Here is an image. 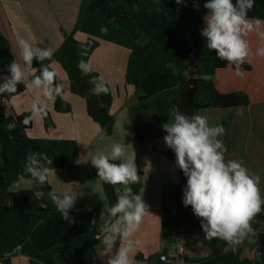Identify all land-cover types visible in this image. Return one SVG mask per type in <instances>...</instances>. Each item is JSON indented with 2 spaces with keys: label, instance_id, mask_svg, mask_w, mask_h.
Wrapping results in <instances>:
<instances>
[{
  "label": "trees",
  "instance_id": "obj_1",
  "mask_svg": "<svg viewBox=\"0 0 264 264\" xmlns=\"http://www.w3.org/2000/svg\"><path fill=\"white\" fill-rule=\"evenodd\" d=\"M105 1L96 0L93 10ZM205 2L183 0L177 4L176 0H119L118 5L107 9L106 19L120 35L134 39L141 35L147 37L146 43L131 50L127 60L125 81L135 89L138 98V103L129 109L130 113L155 109L161 126L169 119L171 108L192 115L204 109L246 108L264 104V56L256 54L258 48L264 47V39L260 35L264 33V0H255L254 8L248 13L254 26L245 37L249 42L250 55L239 75L233 65L220 61L215 52L206 47V41L201 36V29L205 26L203 18L207 14ZM256 20L261 22L259 26ZM77 32L75 28L65 33L51 61L45 63L50 65L51 71L53 63L62 69L71 93L85 102L88 117L107 135H111V89L108 95L98 97L91 94L89 79L99 74L93 71L89 76H82L77 67L81 59L78 53L86 49L88 55L84 59H90L98 41L88 37L81 42L76 38ZM13 60L10 45L0 33V70L8 68ZM39 67L40 64L34 60L33 68ZM25 71L28 72L27 69ZM25 89L26 85L21 84L16 93L0 95V148L5 171V178L0 179V262L10 264L12 253L20 247L21 254L29 258L30 264H107L101 242L103 231L100 225L103 222L98 221L97 225L91 223L93 218H99L101 211L69 213L73 217V223L69 224L61 218L56 207L44 204L37 195L50 192L48 183L32 184L31 189L15 193L9 190L10 186L22 181L21 175L28 179L24 165L31 152L47 154L53 161L49 167L54 171L68 170L78 159L74 140L30 139L27 131L32 127V120L28 124L23 123L24 117L31 116L29 113L3 114L1 102L21 94ZM171 89L175 90L172 100L151 102L158 93ZM54 110L66 114L71 108L58 96L54 100ZM13 123L14 130L9 131L8 125ZM161 154L176 163L172 150L162 151ZM91 173L101 182L108 207L115 204L114 187L97 176V169L92 168ZM178 175L179 184L165 186L161 193L165 245L147 258L137 254L134 259L138 264H264V232L260 231L264 224V211L252 223L257 233L256 243L245 242L233 252L222 240L204 238L200 219L190 206L185 207L182 203L186 177L179 168ZM130 186L139 194V185ZM261 194L264 196V189H261ZM173 207L182 214L188 212L189 217H172ZM165 227L181 228L186 238L182 252L175 256V262L161 259L168 255V247L177 242L175 237L165 234ZM119 244L117 239V248Z\"/></svg>",
  "mask_w": 264,
  "mask_h": 264
},
{
  "label": "crops",
  "instance_id": "obj_2",
  "mask_svg": "<svg viewBox=\"0 0 264 264\" xmlns=\"http://www.w3.org/2000/svg\"><path fill=\"white\" fill-rule=\"evenodd\" d=\"M95 1L0 0V33L7 39L14 60L20 62L21 67L23 62L18 46L20 38L28 39L39 47H46L52 54L62 44L64 34L72 32L75 28L78 30L76 38L79 41L83 42L88 37L96 39L98 47L90 60L94 71L108 82L111 89L112 102L109 112L113 117L112 134L107 135L91 121L85 102L71 93L67 78L56 63H53L51 68L57 74L58 82L64 86L59 97L70 106L69 113H57L54 110V100L44 97L41 90L31 86H26L21 94L4 99L1 102V110L5 116L23 113L32 115V104L39 97L38 103L43 106L46 115L32 119V127L27 131V137L76 142L78 159L75 164L68 170L49 173L47 182L50 192H69L76 197L75 207L70 213L102 211L108 208L102 184L91 173L94 167L90 161H83L86 156L108 153L113 143L125 144L126 158L132 160L140 172L138 182L131 185L140 186L139 195L147 205L146 215L134 235L140 242L134 257L142 254L147 258L164 247L161 193L163 187L179 184L178 166L161 154L162 151L171 149L163 140L166 133L158 123L157 111L151 109L129 112V109L138 103V98L135 89L125 81L127 60L131 50L146 43L147 37L141 35L134 39L122 36L106 19L107 9L118 5L119 0H107L105 7L93 10ZM102 26L107 28L106 33L100 31ZM25 74L31 76L26 71ZM8 75V68L0 70V77ZM174 93V89L162 91L151 102L170 101ZM255 107L261 108L259 113L252 110ZM175 112V108L169 110V119ZM199 114L207 116L212 125L224 124L225 134L220 139L228 149L225 158L239 160L251 172L258 174L261 178L260 188L264 189V104L246 108L204 109L200 110ZM4 178L0 148V179ZM27 180L16 182L9 190L15 193L31 189L32 184ZM37 195L44 204L55 207L48 193ZM260 231L264 232V229L260 227ZM9 262L30 264L29 258L22 255L20 249L12 253Z\"/></svg>",
  "mask_w": 264,
  "mask_h": 264
},
{
  "label": "clouds",
  "instance_id": "obj_3",
  "mask_svg": "<svg viewBox=\"0 0 264 264\" xmlns=\"http://www.w3.org/2000/svg\"><path fill=\"white\" fill-rule=\"evenodd\" d=\"M183 0H176L177 4ZM255 0H206L204 8L205 26L201 36L206 41L209 51L215 52L217 59L233 65L236 73H242V65L250 55L249 42L245 37L253 31V23L248 13L254 8ZM259 26V20L255 21ZM101 32L107 28L102 26ZM264 39V33H260ZM20 57L24 67L17 60L8 65L10 75L0 77V95L16 93L18 85L24 84L42 91L44 97L55 100L61 96L64 86L58 82L57 74L50 70L52 52L46 47H39L28 39H18ZM256 54L264 56V47L258 48ZM81 59L77 67L82 76H89L93 71L86 49L80 51ZM40 64L33 68V61ZM25 69L31 78L25 74ZM39 73L38 75L36 73ZM89 83L91 94L95 96L108 95V82L101 76H91ZM37 101L31 107V116L24 117L23 123L28 124L34 117L43 118L46 111ZM15 124H9L12 131ZM166 133L163 140L176 159L178 168L186 177L183 188L182 203L191 207L194 215L201 221L204 238L224 241L233 252L245 242L256 243V230L252 223L254 218L264 211V196L261 194V178L251 172L241 161L226 159L228 151L220 139L225 134L222 124L212 125L208 117L200 114L186 115L177 110L173 116L161 125ZM90 161L97 169V176L106 184L114 187L116 203L103 209L99 218H93L91 223L98 221L103 231L104 255L107 264H138L134 253L139 246V240L134 238L139 230L144 216L146 204L143 197L133 191L131 184L139 180L136 164L126 158L124 143H113L108 153H96L86 156L84 163ZM116 161H120L116 163ZM53 161L44 153L31 152L27 155L24 173L29 184L44 185L48 182L49 173L54 169L49 167ZM24 180V176H20ZM122 187H119V186ZM61 218L69 224L73 217L69 214L75 207L76 197L69 192L48 193ZM117 239L120 246L116 247Z\"/></svg>",
  "mask_w": 264,
  "mask_h": 264
},
{
  "label": "rangeland",
  "instance_id": "obj_4",
  "mask_svg": "<svg viewBox=\"0 0 264 264\" xmlns=\"http://www.w3.org/2000/svg\"><path fill=\"white\" fill-rule=\"evenodd\" d=\"M107 1V0H106ZM105 1V3H106ZM105 3H103L101 6L98 7V9H100L101 7H105ZM260 107H255V108H252V110L256 111V112H260ZM191 208V207H190ZM175 209L173 211V216L172 217H175V216H179L181 217L182 215L184 216H188L189 217V213L187 212L186 214H182L180 211L177 210V208H174ZM171 217V216H170ZM262 229H264V225L261 226ZM165 234H170L172 237H175L176 238V243L175 245H172V246H169L168 247V255L169 256H174L176 255L177 253H180L181 249H183V243L184 241L186 240V238L184 237V233H183V230L181 228H179V230H177L175 227H165ZM164 240V238H163ZM164 245H165V240H164Z\"/></svg>",
  "mask_w": 264,
  "mask_h": 264
},
{
  "label": "water",
  "instance_id": "obj_5",
  "mask_svg": "<svg viewBox=\"0 0 264 264\" xmlns=\"http://www.w3.org/2000/svg\"><path fill=\"white\" fill-rule=\"evenodd\" d=\"M161 259L163 261H166V262H175L176 261L175 256H169V255L162 256Z\"/></svg>",
  "mask_w": 264,
  "mask_h": 264
},
{
  "label": "built area",
  "instance_id": "obj_6",
  "mask_svg": "<svg viewBox=\"0 0 264 264\" xmlns=\"http://www.w3.org/2000/svg\"><path fill=\"white\" fill-rule=\"evenodd\" d=\"M17 249H20V247H18ZM180 252H182V249H181V251H180ZM177 254H178V253H177ZM177 254H176V255H177ZM176 255H174V256H176Z\"/></svg>",
  "mask_w": 264,
  "mask_h": 264
}]
</instances>
